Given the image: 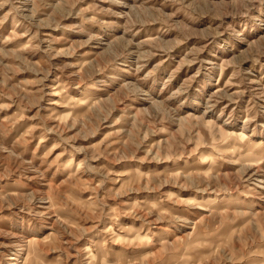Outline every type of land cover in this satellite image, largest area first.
Instances as JSON below:
<instances>
[{
	"label": "rangeland",
	"instance_id": "374dc122",
	"mask_svg": "<svg viewBox=\"0 0 264 264\" xmlns=\"http://www.w3.org/2000/svg\"><path fill=\"white\" fill-rule=\"evenodd\" d=\"M0 264H264V0H0Z\"/></svg>",
	"mask_w": 264,
	"mask_h": 264
},
{
	"label": "bare ground",
	"instance_id": "6f19581e",
	"mask_svg": "<svg viewBox=\"0 0 264 264\" xmlns=\"http://www.w3.org/2000/svg\"><path fill=\"white\" fill-rule=\"evenodd\" d=\"M251 166V165H250ZM222 201L223 199H218V201ZM217 201V199H215L214 197H208L207 198V201L206 202H208V203H210V202H212V203H214L215 205H217V204H219L220 202H218ZM228 203H230V202H228ZM241 203V202H240ZM241 205V204H240ZM245 213H246V211H245Z\"/></svg>",
	"mask_w": 264,
	"mask_h": 264
}]
</instances>
